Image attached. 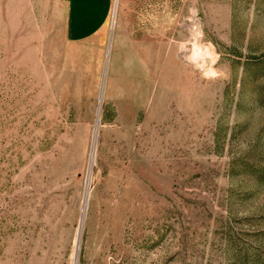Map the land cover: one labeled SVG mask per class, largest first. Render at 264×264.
Instances as JSON below:
<instances>
[{"label":"rangeland","instance_id":"obj_1","mask_svg":"<svg viewBox=\"0 0 264 264\" xmlns=\"http://www.w3.org/2000/svg\"><path fill=\"white\" fill-rule=\"evenodd\" d=\"M47 6L0 0V264H264V0Z\"/></svg>","mask_w":264,"mask_h":264},{"label":"crops","instance_id":"obj_2","mask_svg":"<svg viewBox=\"0 0 264 264\" xmlns=\"http://www.w3.org/2000/svg\"><path fill=\"white\" fill-rule=\"evenodd\" d=\"M47 15L57 13L63 33L70 40H81L103 31L113 0H44ZM51 14V15H50Z\"/></svg>","mask_w":264,"mask_h":264},{"label":"bare ground","instance_id":"obj_3","mask_svg":"<svg viewBox=\"0 0 264 264\" xmlns=\"http://www.w3.org/2000/svg\"><path fill=\"white\" fill-rule=\"evenodd\" d=\"M94 150H95V142L93 144V149H92V154H91V160H90V164L92 165L93 161H94ZM89 181L90 179L88 178V181H87V190H86V194L85 195V199H84V206H83V212H82V221L84 220V217H85V214H86V208H87V200H88V187H89ZM79 247H80V243L78 242L77 244V254H78V250H79ZM77 254H76V258H75V264H78V257H77Z\"/></svg>","mask_w":264,"mask_h":264}]
</instances>
